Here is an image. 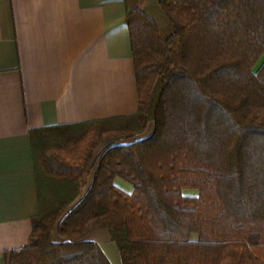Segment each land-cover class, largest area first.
Segmentation results:
<instances>
[{
	"label": "trees",
	"instance_id": "1",
	"mask_svg": "<svg viewBox=\"0 0 264 264\" xmlns=\"http://www.w3.org/2000/svg\"><path fill=\"white\" fill-rule=\"evenodd\" d=\"M124 3L137 112L30 132L38 212L6 264H110L93 228L121 264H264V0Z\"/></svg>",
	"mask_w": 264,
	"mask_h": 264
},
{
	"label": "crops",
	"instance_id": "2",
	"mask_svg": "<svg viewBox=\"0 0 264 264\" xmlns=\"http://www.w3.org/2000/svg\"><path fill=\"white\" fill-rule=\"evenodd\" d=\"M125 18L124 0H0V264L38 212L30 132L137 112ZM87 240L121 264L107 229Z\"/></svg>",
	"mask_w": 264,
	"mask_h": 264
},
{
	"label": "rangeland",
	"instance_id": "3",
	"mask_svg": "<svg viewBox=\"0 0 264 264\" xmlns=\"http://www.w3.org/2000/svg\"><path fill=\"white\" fill-rule=\"evenodd\" d=\"M263 61H264V57L259 61V63L257 64L256 68L254 69V71H256V70L260 67V65L263 63ZM150 128H151V124H148L146 130H145L142 134H140V135H136V136H132V137H119V138L111 139V140L107 141L106 143H104L103 146H104V147H106V146H116V145L128 144V143H132V142H135V141H138V140H142V139H144V138H146V137L149 136V134H150V130H151ZM104 147H103V148H104ZM103 148H102V149L99 148L100 150L98 149L99 151L95 152V154L100 153L101 150H103ZM98 155H99V154H98ZM97 157H98V156H97ZM97 157H96V159H97ZM97 160H98V159H97ZM96 163H97V161L94 162L92 168L90 169V175L92 174L93 169H94ZM87 181H88V184H87V186L85 187V190H84L83 193H85V192H86V188L89 187V184H90V182H91V176H89V179H87ZM124 183H125V182H124ZM125 184H126V183H125ZM127 185H128V184H127ZM128 186H129V185H128ZM190 194H194V192H190ZM69 209H70V208H68V210H69Z\"/></svg>",
	"mask_w": 264,
	"mask_h": 264
}]
</instances>
